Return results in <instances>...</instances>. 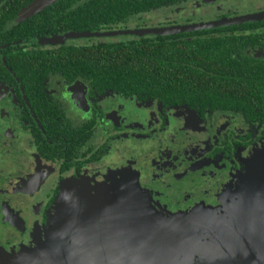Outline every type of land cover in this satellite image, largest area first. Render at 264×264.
Here are the masks:
<instances>
[{"label": "flooded vegetation", "instance_id": "af4514ba", "mask_svg": "<svg viewBox=\"0 0 264 264\" xmlns=\"http://www.w3.org/2000/svg\"><path fill=\"white\" fill-rule=\"evenodd\" d=\"M146 44L159 73L180 75L151 88L117 74ZM263 153L264 0H0L5 250L46 240L69 181L129 174L171 213L219 210L233 189L264 240V175L245 181Z\"/></svg>", "mask_w": 264, "mask_h": 264}, {"label": "water", "instance_id": "95a60500", "mask_svg": "<svg viewBox=\"0 0 264 264\" xmlns=\"http://www.w3.org/2000/svg\"><path fill=\"white\" fill-rule=\"evenodd\" d=\"M255 170L264 175V153L247 162L245 181ZM222 201L219 210L171 213L157 210L132 174L95 185L69 181L55 201L46 240L13 251L0 247V264H264V240H252L249 225L238 220L233 189Z\"/></svg>", "mask_w": 264, "mask_h": 264}, {"label": "trees", "instance_id": "16d2710c", "mask_svg": "<svg viewBox=\"0 0 264 264\" xmlns=\"http://www.w3.org/2000/svg\"><path fill=\"white\" fill-rule=\"evenodd\" d=\"M150 47V48H149ZM127 62L120 67L117 74H126L129 76H142L145 79L141 83H136V85H148L155 87L156 85L165 84L164 81H157V76L162 75H180L179 73H169L164 72L161 68V73L157 70L154 61H155V52L152 49V46L146 44L144 51L131 52L129 57H127ZM129 60V61H128ZM134 60V61H131ZM130 62H134L132 65ZM118 69V68H116ZM184 74V73H183ZM182 75V74H181ZM185 75V74H184ZM180 85V84H179Z\"/></svg>", "mask_w": 264, "mask_h": 264}, {"label": "rangeland", "instance_id": "374dc122", "mask_svg": "<svg viewBox=\"0 0 264 264\" xmlns=\"http://www.w3.org/2000/svg\"><path fill=\"white\" fill-rule=\"evenodd\" d=\"M42 240V239H41ZM43 241V240H42Z\"/></svg>", "mask_w": 264, "mask_h": 264}]
</instances>
